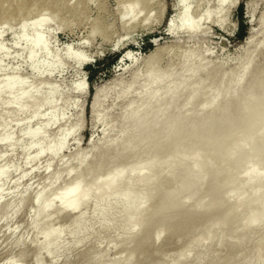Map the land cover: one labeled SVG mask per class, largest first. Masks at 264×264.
<instances>
[{"label":"rangeland","instance_id":"374dc122","mask_svg":"<svg viewBox=\"0 0 264 264\" xmlns=\"http://www.w3.org/2000/svg\"><path fill=\"white\" fill-rule=\"evenodd\" d=\"M248 3H251L249 9ZM189 4L192 15H200L209 9L213 13L212 19L218 18L213 11L216 0H189ZM239 4H242L241 8ZM127 6V0H0V14L7 15L9 19L7 24L3 23L2 27L0 26V43H3L0 44V168L4 170L0 175V264H260V259H254L252 256L251 249L262 237L264 221L250 227L247 235L236 238L235 235H240L242 230L240 226L242 221H239L241 217L240 220L244 218L242 211L239 213L241 217L234 226V235L231 231L229 239L223 241L216 239L220 229H222L220 233L223 232L224 225L221 224V227L218 225L220 229L216 230L218 233H215L213 239H202L199 229L200 232H196L195 229L189 233L181 226H173L172 229L173 227H164V225L161 227L158 223L160 227L158 224L154 225L151 233H161V235L155 237L150 234L149 239L143 244L134 239L132 233L124 232L125 216L128 213L126 200L118 195L115 198L116 194L93 191L76 209L63 210L54 204L50 210L40 214L42 207L52 202L61 188L75 181L82 172L84 175L90 166L92 168L93 163L98 166L99 171L96 170L93 176L94 179L98 177V181L104 178L107 172H111L112 168L119 166L122 168L129 161L131 164L138 161L141 163L139 165L143 166L147 164L146 160H149L151 154L154 157L157 144L154 145L155 152L154 149H147L151 154L145 151L146 146L149 148L151 145H143L139 148V153L136 152L139 156L131 152L129 154L128 151L116 155L117 149L114 146L120 140L122 130L125 129L122 123L129 122L123 118L127 111L131 108L141 111L142 95L153 91L151 86L143 85L146 83V73L152 71L163 79L170 71L175 74L166 85L167 90L159 92L158 102L165 103L169 95L180 91L188 96V91L184 90L187 74L177 72L182 58L185 61L191 56L189 61L192 59L201 61L206 71L212 70L215 75L219 73L229 75L234 67L246 59L253 60V64L258 67L264 64L260 52L264 51L261 45L264 41V26L260 23L264 15V0H238L234 7L226 4L224 7L226 12L219 15L220 20L215 22L202 20L198 25L199 30L191 34L181 31L173 34L166 32L170 26L168 22L173 20L178 11L177 0H144L135 5L130 16L121 13ZM20 11L22 15L19 14ZM9 13L15 18L9 17ZM37 14L44 15L47 20L45 22L47 24L44 23L37 28L46 39V51L49 53L40 51V54L38 51L35 61L42 64L44 60L45 62L55 60L57 66L52 72L45 71L44 68L37 72L31 70L28 48L24 40L19 38L21 23L27 24L25 28L27 35L34 33L35 26L32 19ZM10 18L14 20L10 22ZM171 24L173 25V22ZM249 36L252 37V42L247 45L246 39ZM68 44H71L74 54L83 55L89 60L81 64V69H77L78 64L75 60L65 54L64 46ZM23 48L27 49L23 50ZM155 48L160 51L153 60L143 62L144 57ZM127 50L133 52L131 58L123 56ZM109 54L111 57L105 58V55ZM97 61L99 63L93 66ZM188 63V60L184 62L185 65ZM204 74L201 73L199 77ZM133 75H136L134 79ZM10 77L24 81L20 89H16L17 92L14 91L12 94L4 91L3 88L6 79ZM113 82L116 84L108 87ZM78 83L82 84L83 92L78 91ZM106 86L107 89L100 97L101 101L98 105L99 116L93 120L91 104L94 95L101 87ZM27 88L31 91L30 100L32 96L34 97L32 100H39V96L47 95L51 89H54V94L50 102H43L40 105L23 103L26 100H20L14 101L12 106L6 100L10 98L8 96H16ZM49 106L55 108V121L51 123H47L48 113L51 110ZM39 126L43 127V131H39L36 136L38 138L32 140L28 133L34 132ZM68 129H71V133L64 141L60 152L57 151L58 154L53 149ZM6 136L10 139L3 140ZM162 137H159L162 151L158 144L160 152H157L161 156L165 152L162 146L164 142L161 144L164 139ZM196 142H192L195 145L190 144L191 142L187 143L185 147L187 146V149L191 145L197 147ZM194 146L192 147L195 150ZM185 147L180 150L186 152ZM189 149L187 152H190ZM142 150L143 154L140 152ZM112 152L115 154L113 155ZM157 153L155 159L163 158L160 155L157 157ZM141 154L144 157L147 154L149 157L144 158ZM158 159L159 175L161 171L162 173L166 171V175L162 174L165 181L162 175L159 176L164 183L160 182V184L164 187L167 185L168 190L170 187L175 189L176 186L172 182L175 183L176 179L173 181L171 178L175 172L172 171L170 176L165 170L169 168L168 160ZM187 161L183 162L186 166L190 162ZM136 165L138 167V164ZM138 169L142 170L139 171L140 173H133L131 181L135 182L142 177L147 181L149 172L143 167ZM238 171L236 170L235 173L237 174ZM242 172L235 177H242ZM175 175L174 178H178ZM161 179L159 181H162ZM260 186V194L254 204L261 201L264 180ZM245 191L246 187L241 193ZM223 195L219 198L224 200H219L221 203L227 202L229 198L228 195L225 194V198ZM234 199L230 201L233 202ZM152 201L146 203L145 207L148 211L154 207L152 204H155V201ZM186 207L185 213L190 214V217L206 210L196 208L192 201L188 202ZM211 213L213 214L214 210ZM47 232H52L53 235L45 239ZM198 238L201 239L200 245L198 243L193 245L192 241L195 242ZM231 238L235 243L230 240ZM240 241H242L241 247H239ZM205 251L207 256L203 257Z\"/></svg>","mask_w":264,"mask_h":264},{"label":"bare ground","instance_id":"6f19581e","mask_svg":"<svg viewBox=\"0 0 264 264\" xmlns=\"http://www.w3.org/2000/svg\"><path fill=\"white\" fill-rule=\"evenodd\" d=\"M143 1L144 0H127L128 6L121 13L123 15L130 16L134 10L135 5ZM237 3L238 0H216V7L213 11L215 12L216 17L218 18L215 20L212 19L211 14L213 13L211 10L206 9L200 15H192L193 13L191 12L192 8H190L189 0H177L178 8L176 9H178V11L176 12L173 20L171 21L173 22V25L170 24L167 29L172 34L178 31L189 34L195 33L197 30H199L198 25L202 20H213L214 22L218 21L220 20L219 15L226 12L224 11V7H226V4L231 5V7H234L235 5H237ZM249 4L251 3L247 4L248 9L251 6H249ZM17 9L19 10L20 7ZM21 12L22 11H20L19 13L20 15H22ZM12 15L13 14H10L8 16H11V18H15L14 15ZM8 20L9 19L7 15L0 14L1 27L3 23L7 24ZM12 20L10 22H12ZM32 21L33 25L35 26V31L30 36L25 33V28L27 24H19V32H21L19 33V38L24 40L26 47L28 48V60L30 61L29 66L34 72L39 71L41 68H44L45 71L47 70L48 72H52L56 69L57 66V64H55V60L54 62H49L50 60L48 62H45L44 60L42 64H38L35 61V56H38L36 55L38 51L39 53L40 51L48 52L46 51V39L44 38L43 34L39 31L40 29L38 30L37 28L40 25H43L47 20H45L44 15L37 14V16L32 19ZM260 23L264 26V15L261 17ZM251 42L252 37L249 36L246 39V44L249 45ZM261 45L264 48V41ZM27 48H23V50ZM158 48H155L149 54H147L144 57L143 62L152 61L153 58L156 56L157 52L160 51V49ZM64 50L65 54L67 53V57L73 58L78 64V68L76 67L77 69H81V64L83 65L84 62L89 61L83 55L74 54L71 49V44L64 46ZM260 52L262 53V57L264 60V51ZM132 53L133 52L130 50H127L125 52V54L129 58L133 56ZM4 54L6 53L4 52ZM45 56L46 55H44V58ZM190 57L191 56L185 59V61L188 60L189 62L187 65L184 64L185 61H183L184 58H182L183 60L180 64L181 66L177 70V72H183L187 74L188 79L186 81V86L184 90L188 91V96L186 97L180 91L177 94L169 95L165 103H159V92H161V90H167L166 85L171 81L172 77L175 74L170 71L167 76H165L163 79L159 77L158 74L149 71L148 73H146V83L143 85L144 87L151 86L153 88V91L151 93H145L142 95L141 99L143 109L141 111H136L134 108H131L127 111L125 117L123 118L127 119L129 122H127L128 124L122 123L123 125H125V129L122 130L120 140L114 145L117 149L116 155H118V153L122 151H124V153L125 151H128L129 154L130 152L133 154L135 153L136 155L137 153H139V148H141L143 145H151L149 146V148H147V146L145 148L146 153L148 152L151 154V152H149V150L147 149H154L155 152V144H157L156 151L158 152L159 149L160 151H162L159 137L163 136L162 139L164 138V141L161 139V144L164 142V145L162 144V146H164L163 149H165V152L162 156L163 158L168 160V162H166L169 163V166H167L169 168L165 170H167V173L169 175L172 171L177 174L175 175L173 173L178 178H174V175L172 177V174L170 175L171 178H173V181L174 179H176L175 183L172 182V184L176 186V190L170 189L171 187L168 190L167 185H165V187L163 186L164 183L160 177L162 174L166 175V171L164 173H162L161 171L160 175L158 173V158L155 159V155L157 152L155 153V155H153L154 157H152L151 154L149 160L145 159L147 162L146 165L143 164V166H141L139 165L141 163H138V161H136L135 164H131L129 161V163L127 164H130V166L126 164L125 166L127 167L122 166V168H119V166L117 168H112L111 172H107L108 174L106 173L104 178L101 177L102 179L98 181V177L95 179L93 178V176H95L94 174L96 170H98V166L93 163L94 166L91 164L92 168L90 166V169H86L87 171L84 172V175L82 172V175L77 176L75 181H73L65 188H61V190L56 194L52 202L45 204L42 207V209L40 210V214L42 212L50 210V208L53 207L54 204H57V206L63 210L76 209L80 204H82L86 199H88V197L93 191L100 193L116 194L114 195L115 198L118 195V197L121 196V198L126 200V207L128 213L125 216L126 221L123 226V230L126 233H132V237H134V239L139 240L140 244L145 243L146 240L149 239L150 234L154 235L155 237H159L161 235V233H151L154 225L157 226L158 223L161 225V227H163V225L164 227L169 226L170 228L173 226H181L184 227L183 230L185 232L189 233L190 231L192 232L195 229H197V232L199 229L201 232H198L202 233V239H210L212 237H215V233H218L216 232V230H219L221 225H224L223 232L220 233V231L222 230L220 229L217 235L218 237H216V239L218 238L220 241H223L224 239L228 238L231 231V233H233L234 226L235 224H237L236 222L238 218L241 217L239 216V213L241 211L244 213L243 220H240L242 217L239 219V221H242L240 225L242 226V230H240V233L238 232L240 235L236 234L235 237L239 236L240 238H242L243 236L247 235V232L248 230H250V227L264 221V191L261 195V201L254 204L255 199L260 194V183L264 180V64L258 67L253 64V60L246 59L242 61L238 66L234 67L231 71L232 73H230L229 75H223L222 73L215 75L216 73L213 74L211 72L212 70L206 71L207 69L204 64L201 63V61H194V59H192V61H189ZM56 58L59 59L58 57ZM201 73L205 74L202 77H199ZM135 76L136 75H133V79L135 78ZM23 82L24 81H19L14 77L7 78L3 86V88L5 89L4 91L12 94L23 84ZM113 84H116V82L110 83L108 87ZM28 88L22 90L16 96H8L10 98L6 100L9 101L11 105L14 101L20 100H26L23 101V103L30 102L33 105H40V103L43 102H50L52 95L54 94V89H51L47 95L45 94V96L43 97L39 96V100H32V98H34L33 96L30 100L31 91H29ZM77 89H79L78 91L82 90V84L77 85ZM106 89L107 86L101 87L98 91H96L94 95V99L91 104V118L93 120H96L99 116L97 110L98 105L101 101L100 97L103 95V92ZM80 92H83V90ZM37 101L39 102L37 103ZM54 106L56 105L54 104ZM49 108H51V110L48 113L49 117L47 123L55 121V108L53 106H49ZM45 118L47 119V117ZM36 128L37 129H35L34 132L31 131L32 133H28L32 140L41 132L43 127L39 126V128ZM70 133L71 129L65 130V132L62 134V140L60 142L58 141L59 144H56V147L53 149L54 152L59 151L64 146V141L66 140L67 136L70 135ZM8 139H10L8 136L3 138V140ZM194 141L198 142H196L197 147H195V144L192 143ZM187 143L194 144L191 145V147L194 146V148L196 149L194 150L193 147L191 148L189 146L190 149L189 147L188 149L190 150V152H187V146L185 147ZM197 144H201L199 145L200 147ZM183 146L185 147V149H187L186 152L184 150H180L183 149ZM151 147L153 148L151 149ZM198 147L199 149H197ZM183 151L185 152L184 154H188L184 155ZM140 152H142L143 154V150ZM112 154L114 155L115 153L112 152ZM142 154L141 156H143ZM147 154L146 156L148 158L149 156ZM157 154V157H159L160 154ZM163 158L159 159L161 161H164L165 159ZM132 159L131 161L136 160ZM186 160L190 161H187L189 163L187 166L183 164V162H186ZM136 164H138V167H143L146 172H149L150 175L147 173L149 175V177L147 175V181H145L143 177L137 179L135 182H133V180L131 181L132 174L135 172L140 173L139 171L142 170L138 169ZM85 165L87 164L85 163ZM183 165L184 167L180 168V166ZM243 166L245 167L242 168ZM238 168H242L243 172L242 169L241 171H238ZM236 170L239 174L235 173ZM3 171V168H0V175L3 173ZM241 172V175H243L242 177L239 176V178L241 179L235 177L236 175H240ZM167 177L169 176H166V178ZM159 179H161L162 181H159ZM160 182H162L163 184L161 185ZM244 187H246V191L245 193H241V190ZM139 192L141 193V196H139ZM223 194L228 195L229 200L227 199V202H222V204L221 201L223 199L221 200L219 198ZM183 196L185 198L187 196L188 198L186 199L189 201H186ZM232 198H235L234 200L236 201L233 200V202H231L230 199ZM151 200L155 201V204H152V206L154 205L153 209L148 211L145 206L146 203L148 201L151 202ZM191 201L196 208L206 209L205 212L190 217V214L185 213L187 212L185 209L187 208L186 206L188 205V202ZM213 210L216 216H214V213L210 214V212H213ZM226 220L228 222H225ZM218 225H220V227ZM172 229H174V227ZM47 233L48 234H46L45 239L53 235L52 232ZM232 235H234V233ZM232 237L234 238V236ZM200 238L196 239L195 242L192 241V244L195 245L198 243V245H200ZM260 238L261 239L259 241H256V243H258H255V245L252 247L251 254L254 259H260V264H264V231H262V237ZM230 240H232V238ZM243 240L244 238L242 239V241ZM242 241H240L241 243L239 244L240 246L238 245L239 247H241ZM233 242L235 243V241ZM204 253L205 256L203 257H206L207 251H205ZM239 254H241V252H239ZM209 255L211 254L209 253Z\"/></svg>","mask_w":264,"mask_h":264},{"label":"trees","instance_id":"16d2710c","mask_svg":"<svg viewBox=\"0 0 264 264\" xmlns=\"http://www.w3.org/2000/svg\"><path fill=\"white\" fill-rule=\"evenodd\" d=\"M239 7L241 8L242 7V4H239ZM145 39L147 40V37ZM109 57H111V54L105 55V58L108 59ZM98 63H99V61H97L93 66H96Z\"/></svg>","mask_w":264,"mask_h":264},{"label":"water","instance_id":"95a60500","mask_svg":"<svg viewBox=\"0 0 264 264\" xmlns=\"http://www.w3.org/2000/svg\"><path fill=\"white\" fill-rule=\"evenodd\" d=\"M168 24H171V23L168 22ZM166 32H167L168 34H170L169 30H166ZM124 56H125L126 58H129L126 54H125Z\"/></svg>","mask_w":264,"mask_h":264}]
</instances>
